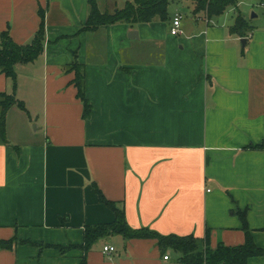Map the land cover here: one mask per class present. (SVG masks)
I'll use <instances>...</instances> for the list:
<instances>
[{
	"label": "crops",
	"instance_id": "1",
	"mask_svg": "<svg viewBox=\"0 0 264 264\" xmlns=\"http://www.w3.org/2000/svg\"><path fill=\"white\" fill-rule=\"evenodd\" d=\"M97 1L113 12L130 0ZM187 3L166 21L86 31L88 0H0V42L5 30L30 42L42 13L46 32L42 54L16 65V81L0 70V93L24 104L9 109L0 142V240H14L0 264H81L83 250L56 245H80L87 225L115 220L97 188L133 228L208 237L212 248L245 242L244 211L264 247V146L250 147L264 145V27L248 20L254 29L242 37L231 32L237 15L209 18ZM177 13L182 32L173 35ZM74 52L86 72L87 119L65 70ZM105 245L115 252L104 254ZM86 259L182 264L155 238L122 235L98 240Z\"/></svg>",
	"mask_w": 264,
	"mask_h": 264
},
{
	"label": "trees",
	"instance_id": "2",
	"mask_svg": "<svg viewBox=\"0 0 264 264\" xmlns=\"http://www.w3.org/2000/svg\"><path fill=\"white\" fill-rule=\"evenodd\" d=\"M171 1L179 0H133L127 1L125 5L117 10L102 11L97 0H88L90 12L83 30L92 31L103 25H110L119 22L137 24L152 22L155 20L166 21L169 19V4ZM194 12H205L209 18L223 14L230 6H238L239 0H193ZM254 27L246 18L239 13L236 16L235 24L231 32L242 37H247ZM46 41L45 19L42 13L39 29L33 39L25 44L16 43L8 30L1 33L0 42V70L7 77L16 81V65L33 62L44 51ZM74 60L65 68L67 72H74L75 76L71 83L77 88V96L84 105L83 117L89 118L92 112V105L86 96V72L84 64L78 61L77 53L74 52ZM24 104L14 94L7 92L0 93V142H6L7 113L12 106ZM264 145H251L250 147H263ZM101 202L111 208L116 218L111 223L87 225L85 227L84 242L80 245H56L62 253L73 248L84 251L81 264H87L86 255L93 244L98 240L111 236L122 235L126 239L131 238H155L158 245L165 251L171 247L181 254L182 264H247L251 257L264 256V247L256 245L252 236L244 211H237L242 218L243 229L246 240L241 245L229 246L219 243L216 248L210 246L209 238L200 239L194 235L179 236L175 234L163 235L147 227L133 228L129 225L125 210L119 207L114 201L104 197L97 188ZM14 240H0V249L11 248Z\"/></svg>",
	"mask_w": 264,
	"mask_h": 264
},
{
	"label": "rangeland",
	"instance_id": "3",
	"mask_svg": "<svg viewBox=\"0 0 264 264\" xmlns=\"http://www.w3.org/2000/svg\"><path fill=\"white\" fill-rule=\"evenodd\" d=\"M125 1L126 0H118L119 6L122 5ZM187 1L190 0L171 1V3L169 4V10L171 9V12L173 13L176 12L177 9L186 11L188 5ZM239 1L240 3L238 4L236 10L233 9V6H230L226 9L225 14L231 13L233 15H238L239 13H241L245 18H247V20L253 23V25L264 27V0H239ZM193 8H195V4ZM37 87L40 88L39 86Z\"/></svg>",
	"mask_w": 264,
	"mask_h": 264
},
{
	"label": "built area",
	"instance_id": "4",
	"mask_svg": "<svg viewBox=\"0 0 264 264\" xmlns=\"http://www.w3.org/2000/svg\"><path fill=\"white\" fill-rule=\"evenodd\" d=\"M181 20H182V15L180 13H177L175 17L172 20V27H171V33L173 35H178L182 32L181 30ZM104 254H110L115 252V247L112 245H105L103 248ZM165 259H169L168 255L164 256Z\"/></svg>",
	"mask_w": 264,
	"mask_h": 264
},
{
	"label": "water",
	"instance_id": "5",
	"mask_svg": "<svg viewBox=\"0 0 264 264\" xmlns=\"http://www.w3.org/2000/svg\"><path fill=\"white\" fill-rule=\"evenodd\" d=\"M243 43H245L246 42V39H243V41H242Z\"/></svg>",
	"mask_w": 264,
	"mask_h": 264
}]
</instances>
